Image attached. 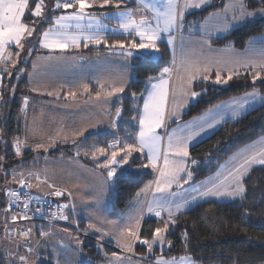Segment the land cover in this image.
Listing matches in <instances>:
<instances>
[{
  "label": "snow or ice",
  "instance_id": "6c2138e0",
  "mask_svg": "<svg viewBox=\"0 0 264 264\" xmlns=\"http://www.w3.org/2000/svg\"><path fill=\"white\" fill-rule=\"evenodd\" d=\"M132 2L136 7L126 6V0H55L51 5L46 4L45 0H0V100L4 99L3 80L5 78L19 79V75L14 76L12 69H15L16 73L23 72L22 68L16 66L20 63V56L22 52H25L26 44L31 42L30 38H35L37 35L39 36V47L52 53L43 58L49 65L54 63L71 66L75 63L76 58H68L63 54L69 49L78 50L82 46L88 48L89 45L104 46L110 53L125 57L126 62L121 66L119 80L97 78L95 88L84 79L70 85L65 93V98L73 101L78 98V94H88L95 101L105 104L113 97L120 100L121 97L117 94L124 93L132 82L131 77L123 71L128 68V58H132L135 54L138 62L145 66L157 64L161 53L160 45L166 44L171 48V66L163 67L158 76H148L146 87L139 97L143 101L142 108L134 103L137 115L132 119L137 120L139 125L135 141L133 143L125 141L121 145L120 141L116 140L108 144L107 148L93 147L91 150V158L96 162V168L106 171V178L102 182L100 192L104 190L103 184H108L117 177L118 169L120 175L133 172L132 164L136 159L134 154L146 155L148 162L141 164L140 169L150 168L154 173H157L155 179L137 193V197H139L141 193L152 191V199L146 198L141 202L139 210L130 215L123 226L119 228V238L117 239V247L123 251L133 252V242H138L146 246L148 253L151 254L155 247L162 248L165 244L169 247L172 246V241L167 239L170 228L175 226L178 214H182L191 201L210 197L243 201L246 194L244 180L250 169L256 164L264 165V140H261L245 147L232 157L234 163L226 169L227 175L218 170L207 181L192 186L190 189L184 188L182 181L187 183L193 177L192 171L188 170L186 164V158L189 156L188 142L194 136L199 135V132L189 131L187 135L184 133L185 129H191L197 122L193 121L184 127L166 132V147L163 146L164 136L158 132L159 129L166 127L167 119L175 117L176 120H179V115L175 111L177 95L192 98L202 95L201 92L192 90V85L197 80L208 82L214 75L213 84L227 85L233 79H240V69H245L250 70L249 74L253 85L258 79L264 83V37L259 40H250L249 47L243 52H233L227 60L210 57L193 58L195 50L186 47L182 36L179 45H177L175 33H182L185 30L186 13L205 8L210 5L211 0H132ZM259 2L264 3V0H259ZM107 8H114L116 11L114 13L96 11ZM258 16L264 17V7L256 12H251L247 11L244 0H235L232 4L224 6L223 16L216 12L210 13L198 30L204 31L208 35H210L209 28H214L217 32H228L244 23L254 21ZM29 17L34 18L31 24L28 23ZM105 19H116L118 27L111 29V32L113 35H122L125 39L109 43V29L104 23ZM40 24L49 26L45 30L39 31L38 25ZM189 31L191 32V29ZM203 43L209 44V51H211L210 41L205 40ZM177 47L179 51H177ZM231 48L230 45L229 49ZM33 50L27 49V54L31 55ZM57 50L60 55L55 54ZM31 66L34 71L39 67L36 62H33ZM174 75L175 82H173ZM244 78L247 79V76ZM29 79H31V74H29ZM63 87L61 85V88ZM33 90L35 91V89ZM14 93L15 86H12V94ZM48 95H53V92H48ZM55 95L59 97L60 93L56 92ZM170 97L172 100L171 112L168 110ZM132 98L135 102L136 93H132ZM23 102L27 106L28 98L25 97ZM257 104L264 107V96H261L259 91L254 88L252 92L233 100L224 108L230 110L232 117L235 118L246 109H254ZM220 107L218 105L217 110ZM121 113L122 108H116L113 120L120 118ZM209 117L212 122H209ZM220 119L222 116L217 119L213 115V110L209 109L208 117L204 118V123H207V126L211 128L215 126V123H219ZM111 126L115 128V122ZM199 127L201 131L204 130L203 123ZM85 131L86 129H81L73 134L84 135ZM22 143L24 142L17 139L10 145L15 148L17 156L22 155ZM42 147H44L42 144L36 145V149ZM109 149H112L110 153ZM3 159L4 157H0V160ZM192 163L197 162L193 160ZM221 168H225V166L222 165ZM12 175L15 178V171ZM36 179L39 181V175L36 176ZM43 183H47V181L45 180ZM19 184L21 189L32 188V184L23 178L19 180ZM173 186H175V191H173ZM48 187L53 188L54 186L49 184ZM64 194L65 190L59 188L49 193L56 197ZM156 194L161 195L156 196ZM7 195L10 197L8 210L11 209L12 204L20 201L22 196L27 197L22 205L24 212L19 217L12 216V220L31 219L28 216V209L33 198L27 193L15 190H8ZM68 195L71 196L72 193L68 192ZM35 199L38 202L40 198ZM57 207L58 213H53V217L59 215L60 219L68 220L64 209L69 208V205H58ZM72 207L74 208V205ZM145 211L158 218L159 223L163 225L162 227L158 225L151 230V239L142 238L141 235ZM39 212V209L35 210V213ZM164 213H167V219L163 218ZM244 215L248 216L247 210ZM100 223L101 227L90 224L89 228L94 229L97 233H103L100 236L102 240L104 235L108 234L103 231L102 225L104 223L114 225L116 221L102 220ZM5 231L7 232V228ZM17 235L24 238L22 244L20 241L16 242L17 249L26 245L28 253H32L33 247L28 243L31 239L32 228L22 230ZM49 235V232H40L41 237ZM182 237L185 247H187L188 233L184 232ZM76 242L77 244L82 243L79 239ZM8 255H12V253H8ZM112 257L111 264H123L124 258L116 252L112 253ZM16 258L20 264H28V256L19 255ZM6 264H13V262H6ZM157 264H196V262L185 256L180 257L179 261L176 258L158 259Z\"/></svg>",
  "mask_w": 264,
  "mask_h": 264
},
{
  "label": "trees",
  "instance_id": "16d2710c",
  "mask_svg": "<svg viewBox=\"0 0 264 264\" xmlns=\"http://www.w3.org/2000/svg\"><path fill=\"white\" fill-rule=\"evenodd\" d=\"M224 1L213 0L205 8L188 14L186 22L195 24L202 21L211 11L221 8ZM47 2L51 5L54 0H47ZM245 4L248 9L252 10L264 7V3H260L259 0H245ZM30 19L31 17L28 20ZM47 26L48 24H40L39 31ZM259 37H264V17L244 23L224 36L213 38L212 43L217 46L231 45L237 49H243L250 40ZM36 39L37 36L26 44L25 49L33 46ZM123 39L125 37L112 38L110 41ZM160 47L161 55L157 64L145 66L138 62L137 56L131 60L133 79L130 87L125 89L122 100L115 105H121L123 109L116 127L105 132L87 135L79 142L86 146L96 143L106 147L110 141L116 138L119 139L121 145L125 141L129 143L135 141L137 120H133L132 117L137 113L134 103L138 106L142 103V99L139 97L146 87L148 76H158L160 70L171 61L167 45L161 44ZM81 48L89 55L107 51L104 46L89 45L88 48L83 46ZM35 53L36 51H32L29 58ZM30 67V60L25 59L17 66V68H22L23 72L16 73L15 69L12 70L14 76L19 75V79L5 78L3 80L5 88L4 99L0 100V138H2L0 139V157H4V159L0 160V215L6 204L2 184L12 178L14 171L11 168L19 166L14 147L10 145L24 136L21 106L29 89L25 75ZM249 72L250 70L240 72L241 78L229 81L224 88L211 81H196L194 89L201 92L202 95L189 104L182 120L195 117L223 100L252 91L254 88L264 93V83L258 79L253 85ZM245 76L247 79L244 78ZM12 86H15L14 94H12ZM133 92L137 97L135 102L132 98ZM261 136H264V107H255L239 119L223 123L211 135L189 148L190 171H192L193 177L187 183L182 181L183 186L206 178L218 169L220 164L233 152ZM63 152L69 153V145H59L51 149L48 154L58 156ZM134 156L136 159L132 164L133 172L125 175L118 173L117 177L112 180L115 183L110 195L112 201L110 213L112 214L125 211L136 194L155 177V173L150 168H139L141 164H147L146 156L140 154H134ZM79 157L87 164L95 166V163L89 158L80 155ZM193 160L197 163L193 164ZM38 164L31 163L32 166ZM137 169L139 170L137 171ZM245 185L246 194L243 201L220 202L214 199L199 201L179 214L175 226L170 228L168 234V240L172 241L171 247L167 244L162 248L158 246L149 254L146 246L137 242L134 245V252L137 254L146 253L148 256L156 254L175 257L188 255L199 264H264V165L257 166L252 170L245 178ZM62 199L63 195L60 200L62 201ZM245 210L248 211V216L244 215ZM158 225L163 226L157 218H145L142 221V238L151 239L150 232ZM184 232L188 233L187 247H185L182 237ZM86 240L90 242L86 243L89 246L86 247V250L90 252L95 262L102 263L105 258L100 251L97 239L91 240L94 243H91L90 237H87ZM107 248L111 253L115 251L109 246ZM6 262V257L0 249V264H6ZM38 264L53 263L49 260H42Z\"/></svg>",
  "mask_w": 264,
  "mask_h": 264
},
{
  "label": "crops",
  "instance_id": "0c3cea01",
  "mask_svg": "<svg viewBox=\"0 0 264 264\" xmlns=\"http://www.w3.org/2000/svg\"><path fill=\"white\" fill-rule=\"evenodd\" d=\"M230 1L231 0H225L221 8L213 10L210 13L216 12V13H219L221 16H223L224 6L230 4L228 3ZM126 2L128 3L127 5L128 7H133V8L136 7L135 3H133L132 0H126ZM212 2L213 0L211 1V3ZM45 3L50 5L47 1H45ZM201 9L191 10L189 13H186L185 20H184L185 30L182 33L180 32L175 33L176 39H177V45H179V41L182 36L185 41L186 47L189 49L195 50V55L193 58L203 59L205 57H210L212 59L227 60L232 56L233 52H243L247 47H249V44H248L243 49H237L235 47H232L231 49H229V46L214 45L212 43L213 38L224 36L237 27L233 28L232 30L228 32H217L214 28H209L210 35H208L204 31H201L198 29L200 25L204 22L205 18H207L210 13L207 14L205 18L198 23L188 24L186 22V16L188 14L194 11H199ZM96 11L114 13L116 10L107 8L104 10L97 9ZM229 15H231V13H229ZM33 19L34 18H31L30 20H28V23L31 24ZM104 23L108 26V29H109L108 31L109 43H112L114 41V40L110 41V39L112 38L124 37L119 34L113 35L111 32V29L118 27L116 19H105ZM47 27L43 28L42 31L45 30ZM189 29H191V32L189 31ZM260 38L261 37L257 38V40H259ZM32 39L33 38H30V40ZM205 40L210 41L211 51H209V44L203 43V41ZM38 41H39V36L37 35V39L35 41L34 47L32 48V46H30V48H27V49H34L33 51H36V53L33 54V56L29 58L28 60H30L31 65L33 62H36L39 65V67L37 70L34 71L31 66L25 75L27 82H28L29 89L26 95L24 96V98L25 97L28 98V104L27 106L24 105V102H23L24 98H23L21 107H22V112H23L24 136L19 141L25 142V143L27 141H32L36 145L37 144L44 145V148L46 149V148H49V144L47 145V143H50V142L54 143L56 146L59 144L71 145L75 141L79 142L80 139L86 137L87 135L105 132L107 130L114 129L111 125L113 124V122L117 124L119 121V118L116 119L115 121L113 120V118L115 117L116 108L118 107L122 108L121 105H117V106L115 105L122 100L124 93L117 94L119 97H121L120 100H117L116 97H113L106 104L95 101L93 98H90L88 94H83V95L78 94V98L75 101H73L71 99L65 98V93L67 92L70 85L78 82L80 79H84L93 88H95V81L97 78H103L106 80H112V79L119 80L120 72L122 71L121 66L124 65L126 62L125 57L119 56L117 54H112L108 50L105 53L89 55V54H86V52H84L82 48L78 50L69 49L63 55L67 56L68 58L75 57L76 58L75 63H73L71 66L59 65L58 70H55V69L53 70L50 68V65L48 64V62L43 60L44 57L52 53H50L49 50L47 49L39 47ZM196 42H200V43H196ZM256 46L259 47V45H256ZM27 49H25V52L21 53L20 63H18L17 66H19L21 62L24 61L23 59L28 55ZM168 49L171 54V48L168 47ZM177 51H179L178 47H177ZM55 54L60 55L58 50ZM134 56L136 55L134 54ZM133 57L128 58L127 60L128 68L126 70H123L126 72L127 76L131 77V80L133 79V74L131 71V60L133 59ZM171 60H172V56H171ZM166 66H171V61ZM243 70L245 69H240V72ZM29 74H31V79H29ZM214 78H215L214 75H212L209 81L212 82ZM173 82H175V75L173 76ZM194 84L192 85V90L196 91V89H194ZM61 85H63L64 87L61 88ZM33 89H35V91ZM252 91H249V92H252ZM48 92H53V95H48ZM56 92L60 93L59 97L55 95ZM249 92H246V93H249ZM246 93L238 95V96H244ZM260 95L263 96L262 93H260ZM93 96H94V93H93ZM238 96H235V97H238ZM235 97H231L226 100H223L213 105L209 109L215 108L218 105L221 106L222 104L227 105ZM180 98L181 96L177 95L176 101H175L176 102L175 111L179 115V120H176L175 117H171L170 119H167L166 127L158 130L159 134L161 136H164L163 146L165 147L167 145L166 132H171L170 129H175L177 126H179V124H182V122H185V120H182V117L186 109L188 108L189 104L194 101V98L188 96L186 97L188 101L184 100V103H186L185 106L182 109L181 108L177 109L180 103ZM142 105H143V101L139 107L142 108ZM258 106L260 105L257 104L255 107H258ZM209 109H207L206 111H204L203 113L195 117L197 118L198 116H205L204 114H207L206 112H209ZM251 109L253 108L246 109L245 111H242L238 116L233 118L230 110L222 108L221 112H219L218 114H214V116H216L217 119H219L221 116H222V119H220L219 123H215V126L211 127L208 131H210V133H212V131L213 132L216 131L218 128H220V126L223 123L227 121L239 119ZM168 110L169 112L172 111L171 97H170ZM195 117H192V118H195ZM190 119H187V120H190ZM209 122H212L211 118H209ZM203 123H204V120H203ZM204 125H205L204 128L205 127L208 128L207 123H204ZM28 128L30 129L29 134H28ZM81 129H86V131L84 132V135H74L73 134L74 132L81 130ZM138 130H139V125L137 121V132ZM116 140H119V139L116 138L110 141L109 144ZM193 144L194 143L190 144V147ZM48 151L49 150H45V154H43L44 158L41 161V163L38 164L39 166H32L33 169L27 173H32L31 177L35 179H36V176L39 175L40 179L38 181V184L34 182H30L32 184V189L37 194H41V193L49 191V189H47L49 184L65 190L62 203L63 205L64 204L69 205V208L64 209L65 214L68 215V220H64L61 222V224H55V225H49V224L41 223V222H31L28 224V226L29 228H32V235H34L35 233L40 235L41 231L49 232L51 234L53 233L54 229L62 230L64 227H66L65 224H67L68 221L71 219L73 211L76 210L75 201L73 199L72 188H70V184L66 180L67 173L65 169H61V167L65 166L68 168L71 165H75L78 172L79 171L82 172L81 167H78V166H83L82 169L85 173L87 170L86 168H90L89 170H92V169L96 170L99 173L103 172L102 169L96 168V165L92 166L90 164H87L79 156H78L79 158L73 159L72 157H70L68 153H65V152L61 153L58 156H51L48 154ZM48 163L51 164L49 167H50L52 176L51 175L48 176L46 171L42 170V168L44 169L45 165ZM187 168L190 171V158L189 157L187 160ZM25 172L26 171H24V173ZM21 173L24 175V173L20 171L16 174V177L18 178L21 177ZM156 175L157 173H155V177ZM211 176H214V175L211 174ZM45 180L47 181V183H43V181ZM195 184H197V182L191 185L183 186V187L190 189ZM18 185L19 183L13 187H16ZM40 185L42 187H40L39 189L37 188L35 189V187H39ZM175 190H176L175 186H173V191ZM68 192H71L72 195L69 196ZM160 195L161 194H156V196H160ZM152 196H153L152 191H149L147 193H141L139 197H137V194H136V196L130 202L129 207L132 206L134 202L139 201V204H138V209H139L141 206V202H143L146 198L149 200L152 199ZM208 200H210V198H208ZM199 201H202V200H198L197 202ZM193 202L194 201H191L189 205ZM197 202L193 203L191 206L188 205L187 208L182 211V213L188 210L189 208H191ZM73 205H74V208L72 207ZM147 217L156 218L154 215L147 214L145 211V218ZM163 218L167 219V213L163 214ZM80 225L81 224L79 223V226ZM0 230H1V226H0ZM141 255L142 256L139 255L137 257H134L133 255V258L138 261L146 262L147 264H157V262L153 260L155 256H148V254L146 253H144V255L143 254ZM145 255L148 258L147 261L144 260ZM104 261L98 264H104Z\"/></svg>",
  "mask_w": 264,
  "mask_h": 264
},
{
  "label": "rangeland",
  "instance_id": "374dc122",
  "mask_svg": "<svg viewBox=\"0 0 264 264\" xmlns=\"http://www.w3.org/2000/svg\"><path fill=\"white\" fill-rule=\"evenodd\" d=\"M45 1H47V0H45ZM54 2H55V0H54ZM233 2H235V0H231L228 3L232 4ZM258 10L259 9H255V10L248 9L247 11L256 12ZM257 18H262V17L258 16V17H256V19ZM33 47H34V45L32 46V48ZM29 57H30V55H27L23 60L29 59ZM58 66L59 65L51 64L50 68L53 70L54 69L58 70L59 69ZM227 85H218V86H221L222 88H224ZM196 92H198V91H196ZM259 93H261V92H259ZM262 94L264 96V93H262ZM241 97H243V96L235 97V98H233V100L239 99ZM198 98L199 97H196V98H194V100H196ZM184 100H187L186 97L181 96L180 103H179L177 109H180V108L182 109L185 106L186 103H184ZM233 100H231L230 103ZM224 106H225V104H222L219 110H217V106L215 108H212L213 115L221 112V110H222V108H224ZM206 113L207 114H204L205 116H198L197 118L195 117L192 119L189 118L190 120H187V121L185 120V122H182V124H179V126L176 127V128L184 127L185 125H188L193 121L197 122L196 124H194L192 126L191 129H185V133H184L185 135H187L189 131L199 132V135L194 136V138L188 142V151L190 148V144H192V143L196 144V143L200 142L201 140H203L204 138H206L207 136H209L213 133V131H212V133H210V131H208L210 129L209 127L208 128L205 127L203 131L200 130L199 125L201 123H203V120L205 117H208L209 112H206ZM222 114H224V113H222ZM22 119H23V112H22ZM29 130L30 129L28 128V134H29ZM170 130H172V129H170ZM21 139H18V140H21ZM261 140H264V136H261V137L257 138L256 140H254L253 142L248 143L247 145L240 147L238 150L233 152L226 160H224L220 164L218 169H216L212 174L215 175V173L219 170L224 175H227L226 169L229 168L234 163L232 161V157L234 155H236L238 152H240L241 150H243L245 147L250 146L254 143H258ZM48 144H49V148L45 149L44 147H42V148L36 149V144H34L32 141H27L26 143L25 142L22 143V147H21L22 155L17 156L18 161H19V166L17 168L13 167V168H11V170L15 171V173L16 172L18 173L20 171H22L23 173H24V171H26V172L24 173V175L22 177L18 178L15 176V178H14L12 176V178L9 181L3 182L2 191H3L4 196L6 194L5 192H7V190H10L11 187L17 185L21 178L27 180L28 182H34V183L38 184V181L35 178H32L31 175H29V173H27L33 169L31 163L33 161L36 163H41V161L44 158L43 154H45V150L50 151L51 149H54L59 145H61V146L65 145V144H59L56 146L52 142L47 143V145ZM93 147H105V146L98 145L96 143L91 144L90 146H86L81 142L75 141L71 145H69V153L68 154L73 159L79 158L78 156L80 155L82 157H86V158H89L90 160H92L91 150L93 149ZM106 148H107V146H106ZM111 151H112V149H109V153ZM77 152H79V155H77ZM25 157H27V158H25ZM187 160H188V158L186 159V164H187ZM94 163L96 165V162H94ZM27 165H30V166H27ZM50 165L51 164L48 163L45 165L44 169L42 168L43 171H46L48 176L51 175V170L49 167ZM222 165L225 166V168H221ZM36 166H39V165H36ZM257 166H261V165H259V164L253 165L252 168L250 169L248 175ZM78 167H81L82 172L79 171L80 172L79 173L75 165H71L68 168L65 166L61 167V169H65V171L67 173V179L66 180L70 184V188H72L73 199L75 201L76 210L73 211L71 219L68 221L67 224H65L66 227H64L62 230L54 229L53 233H51L49 236L42 237V238L40 237L39 234H36V233L34 235H32V241H31V245L33 247L32 253H28L27 248H25V247L24 248L20 247L19 249H17L16 243L8 237V231L7 232L5 231V229L7 227L5 225L1 224V221L3 222V218H2V215H0V226H1L0 249L2 251V254L6 257V261L7 262H13V264H20V261L16 257L19 255H26V256H28V264H38L42 260H49L53 264H57V261H59V264H98L97 262L94 261L90 252L88 250H86V247L88 246V245H86V243L87 244L90 243L86 239H87V237H90V241L97 239V243H98V245H100V251L102 252V254L105 258L104 264H111V262L113 260L112 253L109 251L107 246L113 248L115 250L114 252H116L118 255H120L121 257L124 258L123 264H147L146 262L138 261V260L133 258V255H134V257H137L139 255L142 256L141 254H137L134 251L133 252L123 251L121 248L117 247V239L119 238V228L123 226V224L125 223V221L127 220V218L130 215L135 214L139 210L138 209L139 201L134 202L132 204V206L127 208L125 211H121V212H118L116 214L110 213L111 204H112L110 195H111V189L113 188V186H115L114 181H111L108 184H103L104 190H103V192H100L102 182L106 178V171L103 170L102 173H99L96 170H93V169L89 170L90 168H86L87 170L85 173L82 169L83 166H78ZM125 167H127V166H125ZM117 173H120L119 169H118ZM210 177H212L211 174H210V176H207V178H204L201 181L197 182V184H195V185H198L201 182L207 181ZM244 185H245V180H244ZM34 186H35V184H34ZM40 187H42V186L40 185L39 187H35V189L36 188L39 189ZM53 188H57V187L54 186ZM53 188L48 187L47 189L50 190ZM212 198H214V197H210V199H212ZM5 199H6V196H5ZM198 200L204 201V200H208V198L197 199V201ZM214 200H217L220 202H225V201H236V200H240V199L230 200V199L214 198ZM197 201H194L193 203H195ZM193 203H191L189 206H191ZM102 220L116 221V224L113 225V224L104 223L102 225L103 231H106L108 234L104 235L103 239L101 240L100 236L103 233H97V232H95L94 229H91L88 227L90 224H95L97 227H101L100 222ZM79 223L80 224L82 223L81 224L82 228L79 226ZM65 230H67V231H65ZM77 239L82 241V243L77 244V242H76ZM167 239H168V237H167ZM92 241H91V243H94ZM136 243L137 242H133V247ZM90 247H91V245H90ZM8 253H12V255H8ZM185 256L190 257L192 260H194L191 256H188V255H181V256L175 257V256H164V255H159V254H156L155 257L153 258V260L155 262H157L158 259L171 260L172 258H176V260L179 261L180 257H185ZM144 260L145 261L148 260L146 255H145ZM194 261L196 262V264H199L196 260H194Z\"/></svg>",
  "mask_w": 264,
  "mask_h": 264
},
{
  "label": "built area",
  "instance_id": "2783aa9c",
  "mask_svg": "<svg viewBox=\"0 0 264 264\" xmlns=\"http://www.w3.org/2000/svg\"><path fill=\"white\" fill-rule=\"evenodd\" d=\"M54 189L56 188L50 189L49 191L41 193V194H37L32 188L21 189L20 184L16 187H11L10 190L27 193L33 198L32 202L29 205V209H28V216L31 217V219H17L16 221L12 220V216L15 215L19 217L24 212L22 205H23V201L27 199V197L22 196L21 200L15 204H12L11 209L8 210L10 197L7 195L8 190L7 192H5L6 193L5 194L6 204L2 210L1 215L3 218V222L1 221V224L7 227L8 237L12 241H14L15 243L17 241H20L22 244L24 238L19 237L17 234L22 230L28 229L29 228L28 224L31 222H41V223H46L49 225H55V224H61V222L64 221L59 218V215L55 217H53L52 215L53 213H58V207H57L58 205H63L62 201L60 200L62 196L56 197V196L49 195V193L53 191ZM37 197L40 198L38 202L35 199ZM36 209H39L40 212L35 213ZM64 214H65V210H64ZM31 241H32V235L28 243L31 244ZM22 247L27 248L26 245Z\"/></svg>",
  "mask_w": 264,
  "mask_h": 264
}]
</instances>
